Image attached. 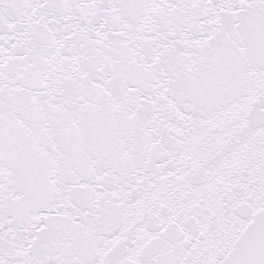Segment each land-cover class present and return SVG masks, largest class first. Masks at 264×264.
Returning <instances> with one entry per match:
<instances>
[{
	"label": "snow or ice",
	"instance_id": "1",
	"mask_svg": "<svg viewBox=\"0 0 264 264\" xmlns=\"http://www.w3.org/2000/svg\"><path fill=\"white\" fill-rule=\"evenodd\" d=\"M0 264H264V0H0Z\"/></svg>",
	"mask_w": 264,
	"mask_h": 264
}]
</instances>
